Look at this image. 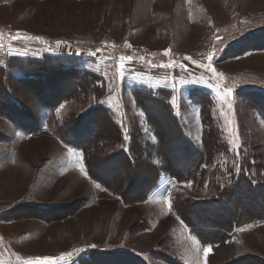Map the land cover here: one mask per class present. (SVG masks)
<instances>
[{"label":"rangeland","instance_id":"374dc122","mask_svg":"<svg viewBox=\"0 0 264 264\" xmlns=\"http://www.w3.org/2000/svg\"><path fill=\"white\" fill-rule=\"evenodd\" d=\"M136 51L142 56L123 61L121 68L120 58L130 56L124 53ZM174 52L190 59L171 62ZM209 53H215V74L201 67L209 63ZM150 54L156 62L146 58ZM31 61L66 64H44L37 70L51 68L50 73L30 80L23 69ZM71 67L104 79L101 105L122 129L125 143L106 141V117L79 116L89 101L60 136V118L74 104L61 103L55 119L45 106L59 103L64 93L68 100L83 97ZM227 88L233 89L231 97H225ZM137 90L172 93L171 116L194 148L203 150L207 133L215 135L210 164L201 167L207 171L203 187L187 172L183 183L164 174L145 202L136 201L132 188L151 183L149 165L157 152L147 148L157 141L148 107L143 112L135 101ZM154 113L151 122L164 132L167 126ZM134 118L145 154L139 146L138 165L123 171L113 159L131 144ZM64 132L94 142V174L106 177L116 195L89 175L82 151ZM169 143L163 141L162 158L180 172V164L188 163L178 159L183 147ZM242 175H250L264 192V0H0V264H25L36 257L90 264L98 261L95 255L102 256L101 264H139L137 258L144 264H208L217 240L202 244L198 226L191 229L180 218V194L190 201L181 210L187 220L198 223L196 216L226 229L225 222L203 217L200 205ZM229 241L235 246L218 249L213 264L264 261V218L236 227ZM207 247L212 251L205 258Z\"/></svg>","mask_w":264,"mask_h":264},{"label":"trees","instance_id":"16d2710c","mask_svg":"<svg viewBox=\"0 0 264 264\" xmlns=\"http://www.w3.org/2000/svg\"><path fill=\"white\" fill-rule=\"evenodd\" d=\"M48 62V63H47ZM47 62H29L28 66H26L23 70L27 74H30L32 77H29V79H37L41 76H46L50 73L51 68H47L48 70L39 71L38 69H43L42 67L44 64H53L54 66H59V64H66L65 62H54V61H47ZM66 68L64 71H68L70 69ZM51 67V66H48ZM72 68V67H71ZM75 71L76 78L79 80L76 84V89L81 93L83 97L78 99H72L68 100L69 96L68 94H63L64 98H61V101L55 102L52 104V106H45V110L47 108L51 109L54 116L55 110L61 105V103L72 101L74 105H71L69 107V111L67 110L63 117L60 118L62 127L59 128L60 136L63 131V129L67 128L66 122H69L71 118L75 117L79 109H81L87 101H89L90 105L86 106L85 112L80 114L79 116H101L107 120L105 122L106 132L110 135L108 136L109 139L106 140L108 142H112V146H119L123 143H125V136L123 134L122 129L117 124L116 120L114 119L111 112L101 105V101L106 97V92L104 90V79L88 72H82L81 70H78L77 67L72 68ZM82 83V85H81ZM81 85V86H80ZM172 93L171 92H158V94H155L153 92H150L149 90H137L134 91V97L135 101L137 103V106L139 109H141L143 112L146 111V108L148 107L149 111H146V115L148 116V124L152 126L153 130V137L156 139L157 143L152 146H147V148L154 149L157 151L155 153V161L150 162L149 168L150 171H152V180L149 185L146 187H139L134 186L132 188V193H135L136 201L138 200L145 202L149 196L158 188L159 182L162 178V176L165 174L166 176L170 177L171 179H175L180 181V183H183L186 179V177L183 178L184 174L187 172V175L190 178L198 179L199 180V186L203 187V177L207 173L205 169L201 170L202 165L208 166L210 164V161L214 154V148L211 147V139L215 137L214 134H210L211 132L207 133V137L204 140V148L203 150L196 149L192 146V144H189L182 136V133L180 132V128L177 122L172 118L171 116V104L169 102V99L171 98ZM87 98V99H86ZM144 101H146V106L144 107L142 104H144ZM58 103V104H57ZM143 106V107H142ZM205 111H208V107L204 106L203 108ZM150 111L154 113L155 115L158 114L159 118L164 121L161 122L166 125L167 128L163 132L158 131L157 126L151 122V115ZM75 114V115H74ZM78 116V115H77ZM163 116L166 117V120L162 119ZM92 119V118H91ZM151 119V120H150ZM54 122L52 125V128L55 129ZM97 126V125H96ZM103 130V129H102ZM58 132V131H57ZM66 132V131H65ZM64 132V135H65ZM210 134V135H209ZM130 135V134H129ZM142 135V131L139 125V122L136 118L132 120V128H131V144L127 148V150H121L118 154L115 155V158L113 160L117 161V166L123 170H131V168L137 166V149L140 146V151L145 154L144 149L141 147L140 144V136ZM67 136V135H65ZM67 138L70 139V143L77 149H80L82 151L84 162L86 164V167L88 169L89 175H91L95 181L99 182L101 186L108 192L112 193L113 195H116V192L114 189L109 188L104 182L106 181V177L103 175H95L91 162V153L92 148H94L93 143L90 141H82L76 140L74 136H67ZM102 140V139H101ZM163 141L170 142L169 145L174 146L175 148H181L183 149V155H180L178 158L181 159L182 162L188 161L187 165L180 164V172L177 168H171L169 166H166L164 162L163 155L161 153V149L163 148ZM167 148V145H166ZM175 162H180L177 159ZM161 164V166H160ZM247 165V164H246ZM163 166V167H162ZM161 167V168H160ZM179 168V167H178ZM95 169L99 170V164H95ZM118 171V170H117ZM115 171L113 174H116ZM183 171V172H182ZM182 175V176H181ZM113 176V175H112ZM112 176H108V180L110 182H115V178ZM248 176V175H247ZM198 177V178H197ZM234 180V179H233ZM235 181V180H234ZM217 186V185H216ZM218 188V187H217ZM260 186L259 184H255L252 180V177L249 175L248 177L242 175L239 176V179L236 181L235 185H233L231 188H227L225 191L223 190L222 193L213 195V199L211 201H207V203H204L200 206L205 211V213H201L203 217L211 215V217H215L218 219V221L225 222V228L222 229L218 226L217 223L214 222H205L200 218H197L196 216L193 217V221L195 219H199L198 223H191L189 220L186 219V214L182 213V208L187 207L186 204L190 202L189 200L185 199L184 194H180V218L186 223L188 227L191 229H194V227L197 225L199 238L200 241H202V244H211L214 240L217 242L216 246L213 247V254L210 256L208 264L212 263V258L217 255V251L220 248H226L230 249L231 247H234L235 244L233 242L229 241V234H232L235 230V228H239L245 225V222L248 224L255 223L258 221H262L264 218V192L260 194L258 192ZM223 194V195H222ZM226 194V195H225ZM257 195V198H255ZM124 198L123 195H119ZM261 199L260 200L258 199ZM178 203V202H177ZM195 204V203H194ZM198 205V204H197ZM195 207L197 208L196 204ZM229 208V210H228ZM222 212V213H220ZM224 218V219H223ZM205 229H211L213 232H206ZM98 261H95L93 259L90 264H101L103 262L102 256H98ZM139 264H144L145 262L141 260L140 258H137ZM221 259V258H220ZM95 261V262H94ZM222 261V260H221ZM247 264H264L263 260L256 259V258H249L246 259Z\"/></svg>","mask_w":264,"mask_h":264},{"label":"snow or ice","instance_id":"6c2138e0","mask_svg":"<svg viewBox=\"0 0 264 264\" xmlns=\"http://www.w3.org/2000/svg\"><path fill=\"white\" fill-rule=\"evenodd\" d=\"M18 37H13V39H17ZM30 39H32V37H29ZM35 39H39L38 37H36ZM58 44L60 43L59 41L57 42ZM165 55H168V51H165L164 53ZM215 53H209L208 54V61L209 63L207 65H201V67H207L209 71L213 72L215 74V69L212 67V60H213V56H214ZM121 65L120 67L123 68L124 67V64H123V61L125 60H128V61H131L133 58L131 56H128V57H121ZM186 59H190V58H187ZM174 65H164V67H173ZM121 75H123L121 73ZM222 76V74H220ZM233 95V89L232 88H227L226 91H225V97H231ZM223 98V97H222ZM61 108L63 107V105L60 106ZM229 108L232 107L231 104L228 105ZM59 110V109H58ZM68 153L69 155H73V152H72V149L69 148L68 150ZM79 167H80V170L81 172L84 174V175H87L85 169H84V166L82 163L79 164ZM174 186V185H173ZM186 186L188 187H191L190 184H187ZM97 187H99V185H97ZM165 202L168 204V207L169 209H171L172 207V204H171V201L170 199H166ZM243 230V229H241ZM94 247V246H93ZM212 249L211 247H207L204 249V255H205V258H207V256L209 255V253H211ZM65 255L67 256H71V253H66ZM64 257L61 256L59 259H63ZM53 261H54V258L53 257H36L35 259H29L25 262V264H53Z\"/></svg>","mask_w":264,"mask_h":264},{"label":"built area","instance_id":"2783aa9c","mask_svg":"<svg viewBox=\"0 0 264 264\" xmlns=\"http://www.w3.org/2000/svg\"><path fill=\"white\" fill-rule=\"evenodd\" d=\"M125 55H130L131 57H134V58H139L142 56V54H140V52L138 51L130 53V54L126 52L124 53V56ZM146 58L149 59L150 61H154V62L157 61V59H155V57L152 54H150L149 56H146ZM170 59H171L170 60L171 62L183 64L185 62L186 55L180 52H174L171 54Z\"/></svg>","mask_w":264,"mask_h":264}]
</instances>
